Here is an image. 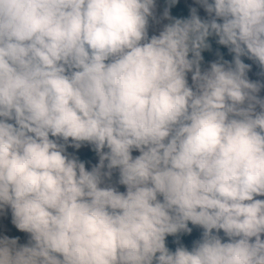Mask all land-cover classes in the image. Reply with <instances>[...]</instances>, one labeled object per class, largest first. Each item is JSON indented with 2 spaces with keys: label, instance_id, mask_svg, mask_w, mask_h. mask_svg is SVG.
<instances>
[{
  "label": "clouds",
  "instance_id": "1",
  "mask_svg": "<svg viewBox=\"0 0 264 264\" xmlns=\"http://www.w3.org/2000/svg\"><path fill=\"white\" fill-rule=\"evenodd\" d=\"M0 264H264V0H0Z\"/></svg>",
  "mask_w": 264,
  "mask_h": 264
},
{
  "label": "trees",
  "instance_id": "2",
  "mask_svg": "<svg viewBox=\"0 0 264 264\" xmlns=\"http://www.w3.org/2000/svg\"><path fill=\"white\" fill-rule=\"evenodd\" d=\"M223 50V49H222ZM202 55H205L206 58H209V54L207 53H202ZM83 155H90L89 153H87L86 151L82 153Z\"/></svg>",
  "mask_w": 264,
  "mask_h": 264
},
{
  "label": "rangeland",
  "instance_id": "3",
  "mask_svg": "<svg viewBox=\"0 0 264 264\" xmlns=\"http://www.w3.org/2000/svg\"><path fill=\"white\" fill-rule=\"evenodd\" d=\"M121 190H122V188H121Z\"/></svg>",
  "mask_w": 264,
  "mask_h": 264
}]
</instances>
